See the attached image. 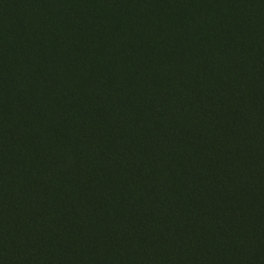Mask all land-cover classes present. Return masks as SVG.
<instances>
[{
  "label": "trees",
  "instance_id": "1",
  "mask_svg": "<svg viewBox=\"0 0 264 264\" xmlns=\"http://www.w3.org/2000/svg\"><path fill=\"white\" fill-rule=\"evenodd\" d=\"M0 264H264V0H0Z\"/></svg>",
  "mask_w": 264,
  "mask_h": 264
}]
</instances>
